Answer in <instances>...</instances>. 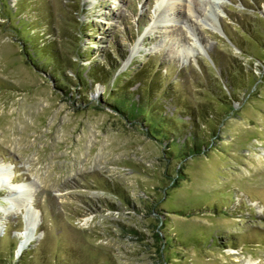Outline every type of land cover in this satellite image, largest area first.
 Instances as JSON below:
<instances>
[{"label":"rangeland","instance_id":"374dc122","mask_svg":"<svg viewBox=\"0 0 264 264\" xmlns=\"http://www.w3.org/2000/svg\"><path fill=\"white\" fill-rule=\"evenodd\" d=\"M153 70L162 140L108 100ZM0 173L6 264H264V0H0Z\"/></svg>","mask_w":264,"mask_h":264},{"label":"trees","instance_id":"16d2710c","mask_svg":"<svg viewBox=\"0 0 264 264\" xmlns=\"http://www.w3.org/2000/svg\"><path fill=\"white\" fill-rule=\"evenodd\" d=\"M244 30L245 34H248L249 37L253 38L252 35H250V32ZM22 43L26 44L27 41H29V38L27 39V37H22ZM232 39V38H231ZM254 39V38H253ZM233 43L237 44V40H233ZM257 41V39H256ZM31 42L32 45V49L33 52L37 53V57H39V59L45 60L43 67L47 70L48 68L51 69V72H53V74L55 73L56 78L58 80H71V77H68L66 74V70H65V61L63 58L62 53L58 50L57 46H56V41H52V42H45V46H40V42L38 40H31L29 41ZM258 42V41H257ZM241 50H244V47L242 46H238ZM27 52V56L29 58V60H31L32 64H36L33 60V58L31 57L30 53L28 52V50H26ZM76 69V74H77V79L80 85L84 84L83 82L85 81V79L82 77L83 71L81 70L80 65L75 67ZM103 70V69H102ZM91 76L93 77L94 82H100L102 84H105V77H104V70L103 71H97L96 68H94L92 70V72L90 73ZM146 74L147 77H149L150 75V83H149V87L148 90H139V95H140V100L138 102H133L131 103L129 97L126 95L129 88L132 86V84H134L136 81L138 80H144L146 79ZM157 72L155 73L154 70L152 72H144V73H137L136 77L133 78L132 81L127 82L126 86L124 85L123 88H121V90L118 89L119 93L117 95L113 94L111 95L109 93L108 95V100H113V103H110L111 106H113V108L121 113L126 114L129 118H133V117H138L139 115L142 117L144 124L147 127V132L148 134L153 137L156 140H162V139H166L169 137V134H171V128H170V124H172V119L171 121L166 119V117H164L162 115L163 112V107L159 106L157 108H155L154 106L151 107V104L149 102V98L151 99L152 97H154V94H157L159 92H161V90L163 91L162 93L165 92V90L167 89L166 87H158L154 86L155 80H157L155 78V76L157 77L159 75V73L157 75ZM99 76H101L99 78ZM108 77L110 78V75H108ZM98 81H97V79ZM235 78V77H234ZM232 78L231 80L233 81ZM252 78V77H251ZM145 81V80H144ZM236 82V81H234ZM86 84V83H85ZM131 84V85H128ZM128 85V86H127ZM238 88V87H237ZM240 89V88H238ZM167 122V123H165ZM168 124V125H167ZM199 142V140H198ZM195 146V147H194ZM193 146L192 144V149H190V151H192V154L195 153H200L202 152V148H203V144L201 145V143L199 145H197L195 143V145ZM187 147H189V144H187ZM174 150V148H173ZM167 246L170 245V240H167L165 243ZM12 252H14V248L12 250ZM23 255V254H22ZM20 264H31V260H29V255L28 254H24L23 256H21L20 260H19ZM0 264H6L4 262V260L2 258H0Z\"/></svg>","mask_w":264,"mask_h":264},{"label":"bare ground","instance_id":"6f19581e","mask_svg":"<svg viewBox=\"0 0 264 264\" xmlns=\"http://www.w3.org/2000/svg\"><path fill=\"white\" fill-rule=\"evenodd\" d=\"M0 175H1V173H0Z\"/></svg>","mask_w":264,"mask_h":264}]
</instances>
